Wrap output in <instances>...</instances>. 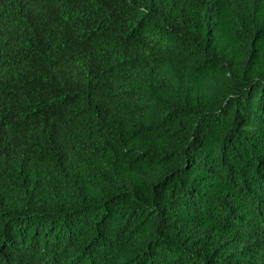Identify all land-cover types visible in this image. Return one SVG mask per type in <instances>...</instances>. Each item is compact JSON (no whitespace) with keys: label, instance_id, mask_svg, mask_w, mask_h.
I'll return each mask as SVG.
<instances>
[{"label":"trees","instance_id":"obj_1","mask_svg":"<svg viewBox=\"0 0 264 264\" xmlns=\"http://www.w3.org/2000/svg\"><path fill=\"white\" fill-rule=\"evenodd\" d=\"M0 264H264V0H0Z\"/></svg>","mask_w":264,"mask_h":264}]
</instances>
